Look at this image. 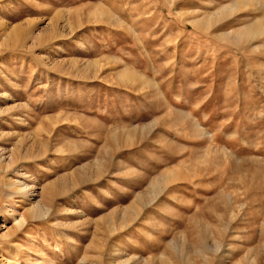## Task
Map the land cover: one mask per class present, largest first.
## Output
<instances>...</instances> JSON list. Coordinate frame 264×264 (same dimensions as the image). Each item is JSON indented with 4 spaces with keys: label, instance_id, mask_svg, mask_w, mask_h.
I'll return each instance as SVG.
<instances>
[{
    "label": "rangeland",
    "instance_id": "obj_1",
    "mask_svg": "<svg viewBox=\"0 0 264 264\" xmlns=\"http://www.w3.org/2000/svg\"><path fill=\"white\" fill-rule=\"evenodd\" d=\"M0 264H264V0H0Z\"/></svg>",
    "mask_w": 264,
    "mask_h": 264
},
{
    "label": "bare ground",
    "instance_id": "obj_2",
    "mask_svg": "<svg viewBox=\"0 0 264 264\" xmlns=\"http://www.w3.org/2000/svg\"><path fill=\"white\" fill-rule=\"evenodd\" d=\"M234 7H237V5H234V6H232L231 7V9L232 8H234ZM7 37H6V41L7 42H16L17 40H19V38H20V35H19V28H18V26L17 27H14V28H12L9 32H8V34L6 35ZM10 160H12L13 162H14V160H13V157H11V159ZM13 164V163H12ZM9 165H11V162H9ZM26 187V186H25ZM27 189V188H26ZM30 191V190H29ZM25 191H23V193H24ZM19 193V192H18ZM22 193V192H21ZM20 194V193H19ZM23 195V194H22ZM26 195V193L24 194V196ZM40 203V202H39ZM37 208V209H36ZM35 211L37 212V214L38 215H40L41 216V214H43V212H45V208L43 207V204L41 205L40 204V206L39 207H35ZM34 210V209H33ZM45 214V213H44ZM39 216V217H40Z\"/></svg>",
    "mask_w": 264,
    "mask_h": 264
}]
</instances>
